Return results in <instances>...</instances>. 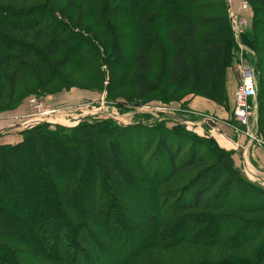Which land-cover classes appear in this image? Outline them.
<instances>
[{"label":"trees","instance_id":"16d2710c","mask_svg":"<svg viewBox=\"0 0 264 264\" xmlns=\"http://www.w3.org/2000/svg\"><path fill=\"white\" fill-rule=\"evenodd\" d=\"M11 1L13 4H26V7L19 10L14 6L0 7V84L8 70L12 71L15 85L22 75L17 55L39 65L34 57L39 53L48 63L47 58L56 55L63 46L64 37L50 31V25H43L48 20L43 6L32 4L27 7L31 0ZM170 1L172 4L164 0L165 7L161 5L157 14L151 12L149 15L157 27L169 35L175 47L167 62L166 76H163L165 83L176 86L177 90L187 88L191 81L199 88L210 83L214 99L223 101L222 87L234 46L228 15L199 18L196 10H206L207 5L204 7L194 0ZM249 1L264 11V0ZM105 5L109 9L110 3ZM165 9L167 13H163ZM111 17L114 20L119 18L115 8ZM170 24H175L176 28L182 26L181 34L166 31ZM204 26L210 29L203 32ZM257 27L264 30V19ZM147 29L145 24L147 40L141 41L135 54V63L139 67L135 85L142 97L158 90L149 79L148 72L153 68L156 60L153 53L160 42ZM21 39H32L35 45L46 43L35 47L26 45ZM248 39L247 44L256 45L255 37ZM73 43L81 41L76 39ZM80 48L76 45L72 49V58L79 63L84 60L79 54ZM117 58L120 62L119 53ZM112 63L116 65V62ZM263 96L264 80L261 78L258 96L261 106L264 105ZM262 122L261 133L264 136ZM81 127L80 133L84 137L68 136V139H72L73 144H91L92 138L101 140L99 155L108 162L100 172L101 185L90 176L77 179V185L67 177L78 171H92V154L88 152L85 153L87 157H83V154L67 147V140L61 141L52 132L41 131L40 126L26 130L25 138L17 144H0V238L10 232L23 233L24 239L34 242L38 253L52 258L56 264H104L109 256L118 257V260H109L108 264H128L150 249H171L183 243L244 247V234L229 232L230 229L224 226L228 215L219 211L232 208L234 201L249 205L246 210L252 212L263 210L264 187L242 177L232 152L201 153L197 142L186 143L185 139L184 144L181 142L184 129L179 135L166 126L147 128L142 124L136 125L128 128V137L126 127L118 135L114 128H96L88 124ZM107 137L113 139L109 144L103 142ZM41 150L45 158L40 155ZM135 157L142 159L138 161ZM189 172L194 175L173 199L165 200L162 192L157 193V185ZM144 174L147 176H142ZM57 175H61L63 180L58 185L59 198H53L52 178ZM97 190L107 202L103 198L101 201L98 199ZM137 193L141 200L134 202L136 207L131 206L130 202ZM65 208L78 216L77 224L69 222L71 214L68 215ZM90 219L93 220V228L85 224ZM80 232L82 237L78 236ZM225 232L228 235L223 236ZM62 243L71 250L68 262L64 261L67 257L61 252ZM87 256H94L95 261L85 260ZM259 258L257 256L256 262ZM0 264H18L12 261L1 243Z\"/></svg>","mask_w":264,"mask_h":264},{"label":"rangeland","instance_id":"374dc122","mask_svg":"<svg viewBox=\"0 0 264 264\" xmlns=\"http://www.w3.org/2000/svg\"><path fill=\"white\" fill-rule=\"evenodd\" d=\"M111 1L63 0L57 2L56 0H31L28 2L27 7L32 4L43 6L48 16V20L43 25H50V31L55 32L56 35L63 34L61 36L64 37L62 39L64 43L56 55L51 58L46 57L48 63L39 53L34 55L39 65L24 59L21 55H17V64L21 66L22 75H19L20 77L15 85L12 81V71L6 70L4 72L5 78L3 83L0 84V126H3L0 131V144H17L25 138L26 130L40 126L41 131L52 132L61 141L67 140L69 142L67 147L83 154V157H87L86 154L90 152L93 156L90 160L93 167L92 171L87 169L85 172L81 171L79 173L78 171L74 176L67 175L76 185L77 179L80 180L83 176L97 179V184L101 185L100 172L106 168L108 163L99 155L101 140L92 138L91 144H83L84 142L73 144L72 139H68V136L80 137L82 134L80 128L85 124L96 128H114L118 130L116 131L117 135L122 134L124 130L122 128L126 127L127 137L130 133L128 128L140 124L147 128L166 126V129L176 131L179 135H181V129H184L185 132L180 137L183 144L185 141L186 143L195 141L200 144L201 153L212 155L215 154L213 152L222 150L232 152L233 157H235L236 152L231 148L238 150L239 145L233 142L241 138L248 145L251 141L247 136L236 130V127L242 131L245 128L239 126L233 118V96L240 80L239 66L242 63L253 64L260 78L264 80V30L257 27L260 20L264 19V11L256 7L255 3H250L251 12L246 14L249 17L248 27L239 37V41L233 35L234 46L222 87L224 98L223 101H217L214 99L210 83L203 88H199L194 81H191L187 88L181 90H177L176 86L165 83L167 62H169L170 54L175 47L172 45L169 35L159 29L157 23L149 18L151 12L155 14L159 12L161 5H164V0H117L115 3ZM194 1L204 5V7L207 5L206 10H196V16H199V18L204 16L213 18L224 15L229 17L228 0H203L200 3L197 0ZM232 1L233 6L237 8L242 2V0ZM107 2L110 3L109 9H106L105 4ZM168 4H172V2L168 0ZM185 4H187L186 1ZM13 6L19 10V8L26 7V4H13L11 0L0 2L1 8H12ZM113 8L119 14L118 20L112 19L113 16L111 17ZM163 13H167V9ZM145 24L148 32L158 38L160 45L155 48L153 55L156 60L154 59L153 68L148 72L149 79L156 84L158 90L142 97L135 85V75L139 69L137 63H135V54L141 41L147 40V34L144 33ZM208 29L210 28L204 26L203 32ZM169 30L181 34L182 26L176 28L175 24H170L169 27H166V31ZM231 32L233 34L232 28ZM251 37L257 39L255 46L247 44L248 38ZM69 38L70 40L66 42ZM76 39L80 40L81 43L74 44L73 40ZM21 40L26 45L30 44L35 47L46 43V41H43L35 45L32 39L28 41ZM76 45L81 47L79 54L84 58L81 63L72 58V49ZM118 53L121 56L120 62L117 58ZM112 62H116V65ZM262 99L264 100V96ZM196 100L204 102V107L197 106L198 101ZM164 106L169 107L173 113L167 115L162 112L161 108ZM48 112H51V114H48ZM82 114H84L83 117ZM116 115L121 119L120 121L114 118ZM204 118L214 120L215 132L210 133L212 126L205 121L202 122ZM29 120H33V122L36 120L39 124L27 128L20 126L12 128L16 124L31 122ZM262 121H264V105L259 104V134L264 137L261 133ZM189 122H198L202 128L200 129L201 132L189 130ZM5 126L6 128H4ZM221 129L227 131L226 136L231 141L234 140L232 145L227 141L229 140L228 137L224 136V138L219 139L220 135L223 134V132L220 133ZM112 141L111 137L103 140L107 144ZM252 145V147H256L255 143ZM42 154L41 150L40 155ZM143 157L145 160L147 159L146 156ZM135 159L140 161L142 158L135 157ZM239 160L236 159L235 163L240 162ZM86 161L85 159L84 162ZM141 162L144 166L143 160ZM253 163L256 162L253 161ZM236 166L245 180L264 187L262 181H256V176L255 178L247 176L241 165L239 167L236 164ZM144 168L146 169L147 166H144ZM146 171L150 175L151 172L147 169ZM193 175V172L178 174L170 182L157 185V193L162 192L165 200L169 197L173 199ZM62 180L61 175L52 178L53 198H59L58 185ZM95 194L99 196L100 201L104 197L98 190ZM103 199L107 202L105 198ZM140 200L141 195L137 193L130 205L136 207L137 204L134 202L139 203ZM101 205L103 206V204ZM248 206L241 204L239 201H234L232 208H223L219 211L228 215L227 223L224 226L230 229L229 232L239 231L244 234L242 239L245 242L243 243L244 247L226 248L218 245L207 246L183 243L171 249H150L145 251L139 258L129 261L128 264H264V209L259 212H252L249 209L246 210ZM141 208L139 212L142 213ZM65 209L68 210V208ZM68 215L71 216L70 219L72 218L69 219V222L77 224L78 216L72 210H68ZM92 222L91 219L86 220L85 224L93 228ZM95 229L99 228L96 227ZM23 235L25 234L10 232L0 238V243L5 246L13 262L18 264H56L54 260L52 261V258H46V256L38 253L33 246L34 242L24 239ZM225 235H228V233H223V236ZM78 236L82 237V232ZM62 244L61 252L67 257L64 261L68 262L70 261L68 254L71 250L64 243ZM257 256L260 258L256 262ZM84 258L85 260L95 261L94 256ZM112 259L118 260V257L109 256L104 264H108L109 260Z\"/></svg>","mask_w":264,"mask_h":264},{"label":"built area","instance_id":"2783aa9c","mask_svg":"<svg viewBox=\"0 0 264 264\" xmlns=\"http://www.w3.org/2000/svg\"><path fill=\"white\" fill-rule=\"evenodd\" d=\"M232 2V0H228L229 23L231 25L235 39L239 41V37L245 32L249 25V17L246 14L251 12V4L248 0H242L239 7L237 8L233 6ZM239 72L240 80L233 96V118L238 123V125L244 127L245 130L242 131L238 127H236V130L247 136L252 144L255 143L256 146L262 149L264 154V137L259 134L258 127V96L261 78L258 75L256 67L250 63H242L239 66ZM100 110H102V108H100ZM161 111L167 115L173 113L169 107L165 106L161 108ZM49 113L51 114V112H48V114ZM83 115L84 114H82V117ZM114 118L118 121L121 120L117 115L116 117L114 116ZM34 121L35 122L31 123L25 122L22 124H16L15 128L19 126L27 128L39 124L36 120ZM204 121L212 126L210 133L215 132L216 126L214 120L211 118H204L202 122ZM188 128L189 130L197 132H201L200 129H202L198 122H189ZM245 173L247 176H251L248 171H245ZM255 179L256 181L260 180V178Z\"/></svg>","mask_w":264,"mask_h":264},{"label":"crops","instance_id":"0c3cea01","mask_svg":"<svg viewBox=\"0 0 264 264\" xmlns=\"http://www.w3.org/2000/svg\"><path fill=\"white\" fill-rule=\"evenodd\" d=\"M198 101V105L199 107H204L205 103L204 102H199ZM234 104V103H233ZM203 109V108H200ZM3 126H0V131L2 130ZM6 128V126L4 127ZM15 128V127H12ZM10 128V129H12ZM221 136H225L226 138L228 136L227 135V131L221 129L222 133ZM231 134V133H230ZM229 140H231L228 137ZM234 141V140H233ZM232 141V142H233ZM233 143L239 145L238 150H235L234 148H231L232 150H234L236 152V155L234 157V159L239 160L240 162L236 163L239 167L240 165L242 166V169H244V171H248L251 174V177L254 178L253 176H256V178H260L259 181L264 182V154L261 148L259 147H252V143L250 142L248 145L245 144V140L242 141L241 138H239L238 141H234ZM252 145V146H251ZM253 161H255L256 163L254 164ZM256 174H253L255 173Z\"/></svg>","mask_w":264,"mask_h":264},{"label":"bare ground","instance_id":"6f19581e","mask_svg":"<svg viewBox=\"0 0 264 264\" xmlns=\"http://www.w3.org/2000/svg\"><path fill=\"white\" fill-rule=\"evenodd\" d=\"M31 122H33V121H31ZM31 122H27V123H31ZM222 138H224V137L220 135V139H222ZM227 141L232 145V141L231 140L230 141L227 140ZM253 174H255V173H253Z\"/></svg>","mask_w":264,"mask_h":264}]
</instances>
